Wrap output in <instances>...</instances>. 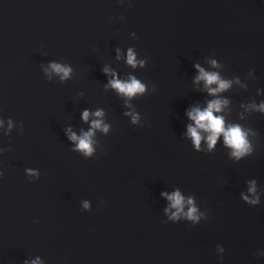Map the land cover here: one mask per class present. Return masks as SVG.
<instances>
[{
    "label": "water",
    "instance_id": "1",
    "mask_svg": "<svg viewBox=\"0 0 264 264\" xmlns=\"http://www.w3.org/2000/svg\"><path fill=\"white\" fill-rule=\"evenodd\" d=\"M214 100L239 158L188 134ZM261 105L264 0H0V264H264Z\"/></svg>",
    "mask_w": 264,
    "mask_h": 264
},
{
    "label": "clouds",
    "instance_id": "2",
    "mask_svg": "<svg viewBox=\"0 0 264 264\" xmlns=\"http://www.w3.org/2000/svg\"><path fill=\"white\" fill-rule=\"evenodd\" d=\"M128 63L133 66H135L136 64L135 55L131 51V49L128 52ZM212 63L213 65H215V61H213ZM196 67L200 69V75L196 79L197 80L203 79L205 81L206 87L213 83L218 84L217 88H211V87L208 88L210 93H216L229 87L230 82L220 80L216 73L205 72L202 68H200L199 65H196ZM51 68L57 73H63V76L61 77L62 79L66 78L70 73L69 68L63 67L59 64L53 63L51 65ZM111 85L112 87L118 89L119 92L126 94L129 97L133 96L138 92L143 93L145 90L144 85L141 84L139 81H137L135 78H132L131 82L128 83H123L119 80L114 79L113 81H111ZM225 103L227 102L221 100H214V101H210L208 107L203 111H201L199 108H196L193 109L191 112H189L188 115L192 120L195 121L196 127L189 125L188 134L193 138V142L196 145V147L199 148L201 136L198 133L197 129L200 128L208 131L210 135L207 137V139H208V146L210 149L215 145L217 138L221 134H223L225 144L234 149L232 155L239 158L250 151L248 142L245 139V133L241 130L240 126L238 125L229 126L228 128H225L223 118L219 116H214L213 114L214 111L216 112L220 111L222 104ZM261 109L264 110V105H261ZM95 115L101 116L102 113L98 111L95 113ZM88 116L89 113L85 111L83 113V119L87 120ZM133 119L135 120V117H133ZM92 123H93V128L101 127V122L99 120H95ZM104 130L105 131L107 130V126H104ZM91 135H92L91 131L85 133L83 137H77L75 133H72L70 138L72 140H79L77 147L80 150L84 151V153L87 155V154H91V152L93 151L90 141ZM249 191L254 192L255 188L252 187L249 189ZM244 198L248 199L247 197ZM168 199L172 202L171 207L176 209V212L172 214L171 217L172 219H176L181 214L185 215L188 219L193 221L199 219V216L197 215V209L195 207L190 206L187 213L183 212L185 201L178 191L168 196ZM252 202L255 203L256 201H252ZM187 203L189 205H192V200L189 199Z\"/></svg>",
    "mask_w": 264,
    "mask_h": 264
}]
</instances>
